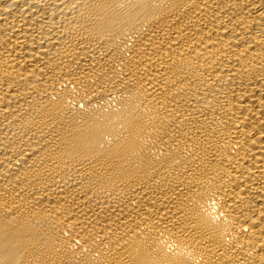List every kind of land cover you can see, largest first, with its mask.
<instances>
[{
    "label": "bare ground",
    "instance_id": "obj_1",
    "mask_svg": "<svg viewBox=\"0 0 264 264\" xmlns=\"http://www.w3.org/2000/svg\"><path fill=\"white\" fill-rule=\"evenodd\" d=\"M0 264H264V0H0Z\"/></svg>",
    "mask_w": 264,
    "mask_h": 264
}]
</instances>
